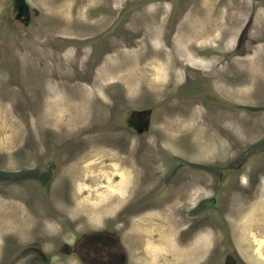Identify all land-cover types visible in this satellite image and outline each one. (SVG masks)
Listing matches in <instances>:
<instances>
[{
	"label": "rangeland",
	"instance_id": "1",
	"mask_svg": "<svg viewBox=\"0 0 264 264\" xmlns=\"http://www.w3.org/2000/svg\"><path fill=\"white\" fill-rule=\"evenodd\" d=\"M14 1L0 0V264H27L32 241L80 264L61 249L101 231L128 264H264V0H24L28 21ZM49 146L66 162L51 187Z\"/></svg>",
	"mask_w": 264,
	"mask_h": 264
},
{
	"label": "flooded vegetation",
	"instance_id": "2",
	"mask_svg": "<svg viewBox=\"0 0 264 264\" xmlns=\"http://www.w3.org/2000/svg\"><path fill=\"white\" fill-rule=\"evenodd\" d=\"M16 1L13 2V14L15 15L16 21H28L32 15L31 10L28 6L27 10H20V7L16 6ZM109 49H100V53H94L93 55L88 56L89 58L93 59V63L88 65L89 71L95 73L98 66H100V62H102L106 57L109 56ZM108 54V55H107ZM88 57L86 59H88ZM85 57L78 54L77 60L81 62ZM89 61V60H86ZM92 72V73H93ZM90 73V72H89ZM91 74V73H90ZM139 115V114H138ZM131 119L128 120V124H131ZM138 130L140 128L139 124L134 122ZM60 150L58 146H56ZM51 146L48 149V155L45 158L47 164L51 171V177H49L48 185L51 187L53 182L63 176V172L66 169L64 162V153L60 152L54 160H52L51 156ZM70 158V157H69ZM66 160V159H65ZM72 161L68 162L71 163ZM65 175V174H64ZM53 176V177H52ZM57 185V184H56ZM24 249L28 251L29 254L33 255L32 258L28 259L27 264H50L51 259L48 258L45 253L43 252L41 246L37 244V241H32L28 246H24ZM24 252V251H23ZM22 252V253H23ZM62 255L67 256H76L80 264H128V256L126 252V246L122 242L121 238L115 233L110 231H101L97 233H93L91 235H87L83 238L81 243L75 244L74 248L72 249L70 246L65 245L61 249ZM241 255V254H240ZM237 251L231 252L222 258V264H247L242 256H240ZM23 258V257H21ZM20 256L9 257L6 256L3 264H18L20 261H23ZM25 258V257H24ZM63 262H61L62 264Z\"/></svg>",
	"mask_w": 264,
	"mask_h": 264
},
{
	"label": "water",
	"instance_id": "3",
	"mask_svg": "<svg viewBox=\"0 0 264 264\" xmlns=\"http://www.w3.org/2000/svg\"><path fill=\"white\" fill-rule=\"evenodd\" d=\"M16 6L20 7L19 9L24 11V10H27V8H28L27 6H29V5L24 0H17L16 1ZM148 123L149 122L146 121V122L141 124L140 132H142L145 128L148 127Z\"/></svg>",
	"mask_w": 264,
	"mask_h": 264
},
{
	"label": "bare ground",
	"instance_id": "4",
	"mask_svg": "<svg viewBox=\"0 0 264 264\" xmlns=\"http://www.w3.org/2000/svg\"><path fill=\"white\" fill-rule=\"evenodd\" d=\"M189 66V65H188ZM117 75V74H116ZM177 248V247H176Z\"/></svg>",
	"mask_w": 264,
	"mask_h": 264
}]
</instances>
